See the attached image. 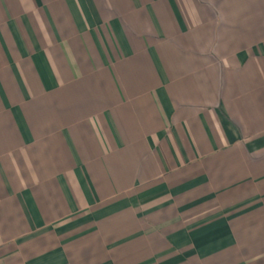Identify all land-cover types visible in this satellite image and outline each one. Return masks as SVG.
<instances>
[{"label":"crops","instance_id":"crops-1","mask_svg":"<svg viewBox=\"0 0 264 264\" xmlns=\"http://www.w3.org/2000/svg\"><path fill=\"white\" fill-rule=\"evenodd\" d=\"M0 264H264V0H0Z\"/></svg>","mask_w":264,"mask_h":264}]
</instances>
